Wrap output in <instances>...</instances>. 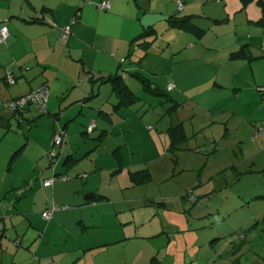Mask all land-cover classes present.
<instances>
[{
  "label": "crops",
  "instance_id": "obj_1",
  "mask_svg": "<svg viewBox=\"0 0 264 264\" xmlns=\"http://www.w3.org/2000/svg\"><path fill=\"white\" fill-rule=\"evenodd\" d=\"M79 1L24 0L27 8L20 6L14 11L17 6L15 2L0 0V26L8 30L7 41L3 44L5 48L0 47V78L8 71L16 80L11 85L0 81V100L20 97L43 83H48L49 87V115L37 117L31 125L28 124L27 135L21 131L26 143L9 168L7 165L11 155L23 146L19 135L14 133L16 138H10L11 145L4 146V150L0 151V224L4 228L0 234V264H82L86 254H92L93 264H97L99 249L116 244H120L119 249L122 251L121 263L126 264L125 249L132 245L135 238L146 240L158 236L160 239L163 229L153 231L155 233L136 232V226H143L140 219H135L136 213L143 211L140 210L142 207H148L153 217L163 218L172 207L171 199L162 195L135 198L128 194L131 189H135L130 182H126L128 174L142 169L144 162L143 157L134 161V151H131L132 145L129 144L133 143V132L137 133L139 129L145 132L138 119L143 118L152 106V103H147V98L141 97L146 95L141 87H131V81H135L131 72H139L149 79L152 86L166 89L172 101L179 104L171 117L166 116L171 104L161 98L164 113L159 114L156 121L159 124L162 118L168 117L167 120L173 124L183 125L190 141L188 147L185 146L179 153L190 150L199 155L216 152L213 149L218 144L214 138L216 135L201 141L194 140L196 131L200 133L206 129L212 134L217 129L221 130V141L234 148L235 156L241 154L243 157L245 149L250 150L251 154L245 159L247 161L253 157L260 159L259 155L264 153V135L255 136L256 128L264 122V98H260L263 94L258 91L259 87L264 86V41L250 48L252 33H256L258 38L264 32V26L257 25L262 13L255 1L242 6L240 0H219L223 3L220 14L215 12L213 16H206L202 11L197 14L192 9L186 11V6L207 3L209 0H182L183 13L201 16L195 17L193 22L205 30V35L198 40L178 32L179 36L173 40L174 31L170 30L172 36L165 39L167 41L163 45L166 48L174 46L169 56L158 57L166 67L159 78L142 63L153 44L147 54L140 48L130 59L126 58L131 53L132 39L144 28L142 14L150 17V11L156 4L165 8V0H133L134 4L131 0H89L78 7ZM102 2L107 3L109 9L99 10L98 6ZM175 11L176 7L172 11L162 12V20ZM35 18L40 22L27 23ZM134 18L141 21V29L137 24L130 25V20L135 21ZM212 20H222L223 23L216 24ZM150 25L154 26L153 23L147 26ZM66 27L69 32L63 41L62 29ZM34 32L37 34L33 35ZM241 35L245 39L242 44L239 42ZM244 45L248 46L254 59H232L230 54ZM199 46L207 51L205 56L198 54ZM4 50L7 51L5 57L2 56ZM175 58L180 61H174ZM123 59L126 62L121 63ZM197 63L200 65L195 70L176 73L179 65L184 67ZM230 66L237 67L233 71L245 77L246 85L234 84L235 87L228 94V91L225 93L226 87L220 76L223 74L226 78L227 70L223 73V69ZM214 69L216 77H210ZM210 71L211 74L206 76ZM116 74L121 75L122 80L139 97V102L112 113L116 100L111 86L97 80ZM170 85L173 87L169 90ZM11 86L19 88L16 94L8 89ZM181 108H185L187 113H183ZM33 111L35 113L32 108L28 110L25 117L36 115L32 114ZM56 113H61L58 121L64 126L67 139L62 156L55 165V172L66 176L68 180L44 188L42 179L53 174L47 151L52 136V115ZM101 113L112 114L107 119ZM193 119L201 122H197V126L204 127L195 128ZM90 123L96 129L86 137L82 136L81 133ZM171 124L164 123L162 132H158L162 133L161 138L166 135L165 130ZM147 129L150 130L149 127ZM100 131L105 133L97 143L94 138ZM8 134L0 132V143ZM129 136H132L130 140ZM30 143L32 151L27 153L25 146ZM164 143L163 149L166 150L168 137ZM15 146L17 148L13 149ZM194 148H199L198 152ZM68 156L77 161L63 165L62 161ZM240 173L242 177L261 173L263 178L251 185L254 189L259 187L260 194L264 192V167L257 171L249 167ZM211 180L199 181L195 188L213 183L214 180ZM19 190H23V193L19 194ZM149 200L163 202L165 207L161 208L165 210L150 205ZM53 206L68 209L54 212L48 221L44 220L41 212ZM135 221L139 224H135ZM154 224L153 229L156 228ZM107 251V254H103L111 255ZM108 258L104 260L109 263L117 261H110V256ZM229 262L239 264L238 258Z\"/></svg>",
  "mask_w": 264,
  "mask_h": 264
},
{
  "label": "rangeland",
  "instance_id": "obj_2",
  "mask_svg": "<svg viewBox=\"0 0 264 264\" xmlns=\"http://www.w3.org/2000/svg\"><path fill=\"white\" fill-rule=\"evenodd\" d=\"M11 1L17 4L14 11L20 8V6L27 8L24 4V0ZM87 1L89 0H86L85 2L84 0H80L77 6L79 7L81 4L88 3ZM131 1L134 4L133 0ZM254 1L256 2L257 0ZM254 1L251 3H255ZM165 2V8L156 4L155 8H152L150 11V17H148L147 14L144 15L141 13L143 18V20L141 19L142 25L146 27L148 23H153V27L156 31L153 47L149 51V55L142 61L143 65L148 66L151 72L157 76L156 78H159L161 73H164L166 69L163 63L159 61L158 57L169 56L172 51L170 49L174 46L170 45L166 48L163 45V42L167 41L165 39L172 35L170 34V30L167 29V25L165 21L162 20L161 16L162 12L172 11L175 7L177 9L178 6L176 3L174 4V0H165ZM222 8L223 3L220 1L209 0L207 3L187 5L186 11L192 9L193 13L197 14L202 11L206 16H213L215 15V12L220 14ZM32 13L33 12L31 11V14ZM133 20L135 21L130 20V25L137 24L141 29V21L136 20V18ZM104 22L107 23L106 21ZM126 23L129 24L128 22ZM35 33L36 32H34L33 35ZM244 33L245 32H243V34ZM179 34L178 31H174L173 40L175 37H178ZM260 35L262 37L257 38L256 33H252L250 48H254L257 43L264 41V32H261ZM244 40L245 39H243V36L241 35L239 37V42L242 44ZM0 47L5 48L3 44H1ZM221 51L222 50L219 52L221 53ZM6 52V50L2 52L3 57L6 56ZM197 52L203 56L207 54V51L201 46L197 48ZM230 52L231 51H229L228 54H230ZM182 59L183 57L180 58V60ZM180 60L175 58L174 61ZM12 63L13 62H10V64ZM192 63L196 62L192 61ZM198 65H200V63L192 66L187 64L184 67L179 65L176 68V73L186 70H195ZM235 69H237L236 66H230L227 69L225 68L223 69V73L227 70V77H223V74L220 76V80L226 87L225 93L228 91L229 94V92L235 87L234 84L239 85L240 83H244V85H246V81L244 80L245 77H242L239 72L234 73L233 70ZM211 72L212 71L207 73L206 76H209ZM210 77H216L215 69ZM131 82V87H134L133 85L137 88L140 87L136 81ZM8 89L15 92V94L19 90L17 86H11ZM20 90L23 89L20 88ZM221 94H224V92ZM141 97L147 98V103H152V106L143 118L138 119L139 122H141L139 123L140 127L144 128L145 132L143 133L141 129H139L137 133L133 132V143L129 145H132L131 151H134V161L136 158L143 157L144 162L142 161V168H148L147 170L151 174V181L146 185L131 189L128 194H132L135 198L141 196L151 198L162 195L163 197L171 199L172 207L166 211L164 214L165 216H162L163 218L153 217L148 207H142L140 210L143 211H138L136 213L135 219H140L143 222V226H136L135 228L138 234L139 231H142V233L145 234L155 233L153 231H161L162 229L164 232L160 235V239H158V236L146 240L135 238L132 245H128L126 247L127 249H125L127 254V261L125 263L230 264L231 262H229V260L238 258L239 264H264V224L261 223L264 214V192L260 194L259 187L254 189L251 185L263 177L261 173L248 177H242L240 174L239 177H237L240 172L248 170L249 167L256 171L261 169V167H264V153L259 155L260 159L253 157L252 160L247 161L245 159L251 154L250 150L245 149L243 157L241 154L235 156L234 148L229 146L227 142L221 141V136H219L222 132L221 130L217 129L214 134H212L211 131L206 129L205 132L202 131L198 133V131H196L194 140L201 141L202 139H209L212 135H216L214 138L215 140H218L217 151L214 153H202L200 155L194 154L192 150L182 151L181 153L178 152L176 154L178 163L176 167H173L170 163V156L167 154L166 150L163 149L166 145L164 142L167 141V137L164 135V137L161 138L162 133L158 134L159 131L162 132L164 123L173 124V122L169 119L167 120L168 117H165L162 118V121L159 124L156 123L158 120L157 116L164 113L163 105H161V98L150 95H141ZM260 98H264V95ZM181 109L184 110L183 113H187L185 108ZM32 114H35L34 111ZM196 120L193 119V124H196L197 122L201 123ZM137 124L138 123H135V125ZM12 126L16 127V123L12 122ZM148 127L150 130L147 129ZM202 127H204V125L197 126L196 124L195 128L201 129ZM27 130V125L23 124L20 129L14 131V133L19 135L22 145L26 143V140L25 136H21V133L25 131L24 134L27 135ZM147 135H149V137ZM10 138H16L12 132L1 141L0 151L4 150V146L11 145ZM131 138L132 136L128 137L129 140ZM16 148L17 146L13 149ZM25 148H27V153H30V151H32V143L28 146L26 145ZM219 148L221 149L218 150ZM236 154H238V152ZM25 162L27 161L25 160ZM252 163H254V165L251 166ZM233 166L237 167V169L232 168ZM24 168L25 166L23 165V169ZM23 169L20 172H22ZM199 172L200 175L198 176ZM23 174L25 175L26 173L23 172ZM208 178L213 179L214 182L211 180L213 183L195 188L199 181H206ZM128 180H126V182H130V180ZM186 193L189 195L193 193L192 196L195 198L199 197L196 199L197 201L195 205L190 203V197ZM183 194L187 197L181 200L180 196ZM245 197L250 198H248L249 200H243ZM174 209L180 211L175 212ZM161 210H165V208H161ZM158 214H161V212ZM155 220H157L158 223H156ZM255 222H258L256 228L249 230ZM134 223L139 224V222L136 221ZM153 224L156 225L155 229L152 227ZM243 236H245V241L244 245H241L240 240L244 239ZM238 244H240V248L236 250L235 247H237ZM119 247L120 244L111 247H101L98 251V254L100 253V255L96 257V263L122 264V260H120L122 251H120ZM106 249L108 250V255L111 254L109 255L112 258L110 261L117 259L115 263H109L104 260L109 259V256L103 254L106 253ZM228 251H230L229 254H227ZM90 255L92 254H86L85 258L82 260V264H93ZM220 255L222 256L218 257Z\"/></svg>",
  "mask_w": 264,
  "mask_h": 264
},
{
  "label": "trees",
  "instance_id": "obj_3",
  "mask_svg": "<svg viewBox=\"0 0 264 264\" xmlns=\"http://www.w3.org/2000/svg\"><path fill=\"white\" fill-rule=\"evenodd\" d=\"M217 1H219V0H217ZM252 1H254V0H240V3L242 4V6H245L246 4L251 3ZM183 2L184 1H182V0H176L175 3L178 6L177 11H175L172 15H170L166 19H164V21L167 25V29L173 30V31H178V32H181V33H184L187 35H191L194 38L199 40L205 35V30L202 29L201 27H198L197 25H195L193 21H194L195 17L201 18V16L183 13L182 12V9L184 6ZM256 4L260 8L261 13H262L260 20L257 22V25L262 27V26H264V1L263 0H257ZM212 21H213V23H216V24L217 23L220 24L223 22L222 20L221 21L220 20H212ZM38 22H40V21L37 18H35L34 20L28 21L27 23L32 24V23H38ZM52 26L55 27L54 24H52ZM63 30L64 29H62V35H63ZM155 36H156V31L152 25L144 27L142 29L141 33L132 39L131 53L128 55V57L126 59L127 60L130 59V57L133 55V53L140 48H141V50H143L144 53L147 54L148 49L155 42ZM7 38H8V36H7ZM7 38H6L4 43H0V44H5L7 41ZM230 57L232 59L240 58V59H245L248 61L254 59L253 56L250 54V51H249V48L247 45H244V46L240 47V49L238 51L231 53ZM126 59H123L121 61V63L126 62ZM25 69L28 70L27 68H25ZM130 75L136 81V83H138V85L141 87V90L146 95L157 96L159 98L164 99L167 104H171V106L169 108H167V110H166V115L170 116V117L173 115L175 110L179 107V104L174 103V101H172V99L169 97L166 89H162V88H159L157 86H152L149 79L142 76L139 72H136V71L131 72ZM0 81H3L5 84H8V85L14 84L16 82L15 78L12 76V73L8 72V71H5L4 77L0 78ZM97 81L101 82V83H109L111 86V92H112V94L116 100V103L112 106V113H116L121 108H130L131 106H133L139 102V97L122 80L121 75L116 74V75L109 76L106 78H99ZM170 86H172V85H170ZM40 87H45L47 89V93H48L47 94V100L45 103V110L41 111L38 108H35L34 106H32L30 104V102L26 103L21 108H16L14 110L10 109L8 107V104L10 101L18 100V99H21L27 95H30L32 92L39 89ZM263 87L264 86L259 87L258 91L264 95V91L261 90ZM48 97H49L48 83H43L42 85H40L36 89H33L30 92H28V93H26L20 97L12 98V99H8V100H4V101L0 100V129L5 134L11 133V132H12V134H14V131L20 129L23 124H26V125L30 124L31 125V123L37 117L49 115V113L47 111ZM31 108L35 110L36 115L32 116V117L31 116L25 117V114L28 113L27 111L30 110ZM112 113H109V114L101 113V115L103 117H106L107 119H110L109 116H111ZM60 115H61V113H56V114L52 115V118H53L52 119V121H53L52 136H51L49 149L47 151V156L49 159L50 170H51V173H53V174L49 178L42 179V186L44 188H49L57 182H65V181H58L57 179L60 177L66 178V181L68 180V178L66 176H64L62 174H56V172H55V165H56V163H58L59 158H61V156H62L61 153H62L64 146L66 145V139H67V133L64 130L65 128L58 121L60 118ZM12 122L16 123V127L12 126ZM94 129H96V126L93 123H90L85 127V131H83V133H81V135L86 137L87 135L91 134L94 131ZM104 133H105V131H100L97 134V137L94 138V140H96L97 143L100 142ZM165 133H166V135L168 137V141H169L166 152L170 156V160L174 166L178 162L176 154L178 153V151L185 149V146H187L188 141H190V136H188L186 134L184 127L181 123L171 124L165 130ZM56 135L60 136L61 145L58 149H56L55 156H51V151H52V149H54L52 140ZM23 148H24V145L21 147H18V149L11 155L9 163L7 165L8 168L10 167V164L13 162L15 157L20 153V151ZM198 149L199 148H194L193 150L198 152ZM213 149L217 150V146L215 145ZM76 161H77V159H73L71 156H68V157L64 158L62 163H63V165H69L70 163H73ZM232 168L236 169V167H234V166ZM128 177H129L130 183L133 187H140V186L146 185L148 182L151 181V174L149 173V171L145 167L140 169L139 171L129 173ZM237 177H239V174ZM49 179H54V182L52 185L46 186L45 182ZM18 193L22 194L23 190H19ZM186 194L189 195L188 193H186ZM186 197L187 196L184 194L181 196L182 199H184ZM189 197L191 200L190 203L192 205H195V203L197 201L196 198L193 197L192 195H189ZM149 203H150V205H155V207L160 208L159 210H161V207L164 206L163 202H154L153 200H149ZM66 209H68V207L53 206V207L46 209L43 212H41V217L44 220L48 221L52 217L54 212H57L60 210H66ZM47 212L48 213L51 212V216L49 218H44L43 214L47 213ZM0 217H1V215H0ZM261 223L264 224V215L262 217ZM257 224H258V222L254 223L252 225V227L249 228V230L254 229L257 226ZM3 229H4L3 226L0 224V234H2ZM243 237H244V239L240 240L241 245H244L245 236H243ZM240 244H238V246L235 247L236 250H238L240 248ZM236 253H233V254H236Z\"/></svg>",
  "mask_w": 264,
  "mask_h": 264
},
{
  "label": "built area",
  "instance_id": "obj_4",
  "mask_svg": "<svg viewBox=\"0 0 264 264\" xmlns=\"http://www.w3.org/2000/svg\"><path fill=\"white\" fill-rule=\"evenodd\" d=\"M180 6V5H179ZM99 9L100 10H107L109 8L108 4L105 2H102L101 4H99ZM68 32H69V28L66 27L63 30V36H62V40H66L67 36H68ZM8 36V31L7 28L5 26H0V43H4L6 38ZM172 86H169L168 88L170 89ZM262 91H264V87L261 89ZM47 89L45 87H40L39 89L35 90L34 92H32L30 95H27L21 99L18 100H12L9 102L8 107L10 109H16V108H21L22 106H24L26 103L30 102V104L32 106H34L35 108H38L39 110H45V103L47 100ZM258 135H264V122L261 123L255 130V136ZM53 147L54 149H52L51 151V156H55V151L56 149H58L61 145V139L60 136L56 135L53 140ZM58 181H66V178L64 177H60L57 179ZM54 182V179H49L45 182L46 186H50L52 185ZM44 218H49L51 216V212H47L43 214Z\"/></svg>",
  "mask_w": 264,
  "mask_h": 264
}]
</instances>
